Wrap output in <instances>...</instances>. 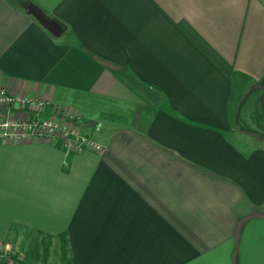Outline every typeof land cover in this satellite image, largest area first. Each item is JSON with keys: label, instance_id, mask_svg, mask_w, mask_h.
Instances as JSON below:
<instances>
[{"label": "crops", "instance_id": "1", "mask_svg": "<svg viewBox=\"0 0 264 264\" xmlns=\"http://www.w3.org/2000/svg\"><path fill=\"white\" fill-rule=\"evenodd\" d=\"M2 91L0 115L105 147L0 138V243L63 238L65 264H264V124L243 113L264 99V0H0Z\"/></svg>", "mask_w": 264, "mask_h": 264}, {"label": "built area", "instance_id": "2", "mask_svg": "<svg viewBox=\"0 0 264 264\" xmlns=\"http://www.w3.org/2000/svg\"><path fill=\"white\" fill-rule=\"evenodd\" d=\"M15 98L9 96L4 91L0 93V105L11 104ZM20 104L24 105V99ZM31 104L40 106L41 102L37 103L32 100ZM74 117V116H73ZM32 138V137H47L51 141H60L61 146L67 151H82L85 148H91L95 151H102L105 145L83 132L81 127L62 125L54 118H33L30 120H13L6 116L0 118V138ZM2 243H0V246ZM9 264H12L10 262Z\"/></svg>", "mask_w": 264, "mask_h": 264}, {"label": "rangeland", "instance_id": "3", "mask_svg": "<svg viewBox=\"0 0 264 264\" xmlns=\"http://www.w3.org/2000/svg\"><path fill=\"white\" fill-rule=\"evenodd\" d=\"M244 82H246V84L251 83L249 79H245ZM249 97L250 98L243 103V113L252 114L250 115L251 121L259 127H262L264 124V120H262V116H264V99L261 96L258 97L251 94H249ZM0 118H5V115L1 114ZM87 149L88 148L82 151L69 152L64 150L70 153L83 152ZM28 235H31V233ZM38 237H41V239H37ZM50 238L49 236L34 234L32 237L26 239V241H30L27 250L23 249L21 252L12 249L13 247L19 249V247L4 242L0 246V258L4 256L8 258L10 256V258H13L11 260H14L11 261L13 264H21V262L27 264L28 260L31 261L30 264H65V254L67 253L65 241L61 238L60 244L57 245L53 240H50Z\"/></svg>", "mask_w": 264, "mask_h": 264}, {"label": "water", "instance_id": "4", "mask_svg": "<svg viewBox=\"0 0 264 264\" xmlns=\"http://www.w3.org/2000/svg\"><path fill=\"white\" fill-rule=\"evenodd\" d=\"M29 12L32 13L35 18L41 22L45 27L51 30L55 34H59L62 30V24L55 19L49 18L41 8L34 4H29L28 6Z\"/></svg>", "mask_w": 264, "mask_h": 264}, {"label": "trees", "instance_id": "5", "mask_svg": "<svg viewBox=\"0 0 264 264\" xmlns=\"http://www.w3.org/2000/svg\"><path fill=\"white\" fill-rule=\"evenodd\" d=\"M131 81V80H130ZM134 81V80H133ZM135 81H137V83L140 85V82H139V80H135ZM141 86H142V84H141ZM144 88H146V89H148L146 86L144 87ZM11 259H13V258H10V256L7 258V257H1L0 258V264H9L11 261H14V260H11ZM13 264V263H12ZM21 264H24V263H22L21 262Z\"/></svg>", "mask_w": 264, "mask_h": 264}]
</instances>
